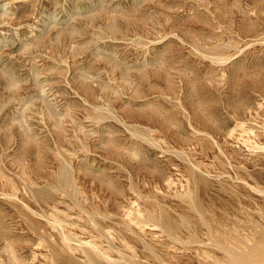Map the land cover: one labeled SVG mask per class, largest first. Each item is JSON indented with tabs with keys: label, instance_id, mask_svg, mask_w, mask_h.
<instances>
[{
	"label": "rangeland",
	"instance_id": "374dc122",
	"mask_svg": "<svg viewBox=\"0 0 264 264\" xmlns=\"http://www.w3.org/2000/svg\"><path fill=\"white\" fill-rule=\"evenodd\" d=\"M0 264H264V0H0Z\"/></svg>",
	"mask_w": 264,
	"mask_h": 264
}]
</instances>
